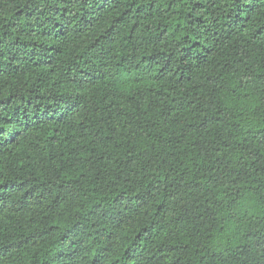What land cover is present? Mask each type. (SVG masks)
Here are the masks:
<instances>
[{
  "label": "trees",
  "instance_id": "1",
  "mask_svg": "<svg viewBox=\"0 0 264 264\" xmlns=\"http://www.w3.org/2000/svg\"><path fill=\"white\" fill-rule=\"evenodd\" d=\"M0 264H264V0H0Z\"/></svg>",
  "mask_w": 264,
  "mask_h": 264
}]
</instances>
